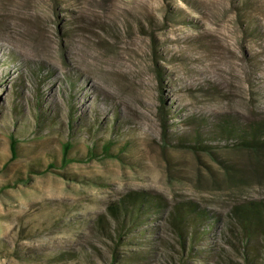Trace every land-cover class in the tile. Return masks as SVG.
Masks as SVG:
<instances>
[{
	"label": "rangeland",
	"instance_id": "obj_1",
	"mask_svg": "<svg viewBox=\"0 0 264 264\" xmlns=\"http://www.w3.org/2000/svg\"><path fill=\"white\" fill-rule=\"evenodd\" d=\"M161 98L170 132L223 112L264 119V0H0V186L16 182L0 193V264H176L166 210L117 249L147 248L143 260L113 261L94 231L107 203L132 189L195 201L218 218L195 246L212 256L187 264L241 262L223 225L233 204L264 199V169L229 186L214 156L248 167L245 151L163 144ZM11 132L19 142L8 162ZM109 139L116 155L99 154ZM68 140L77 161L61 167ZM49 161L53 170L20 181ZM251 248L259 258L262 243Z\"/></svg>",
	"mask_w": 264,
	"mask_h": 264
},
{
	"label": "trees",
	"instance_id": "obj_2",
	"mask_svg": "<svg viewBox=\"0 0 264 264\" xmlns=\"http://www.w3.org/2000/svg\"><path fill=\"white\" fill-rule=\"evenodd\" d=\"M158 79L161 83V72L157 70ZM161 107L159 112V122L162 127L163 144H172L174 147L188 148L192 152L204 151L207 154L215 155L213 148L224 147L233 150H241L247 153L250 166L243 167L235 162H227L224 158L215 159L221 164L223 171L224 184L229 186L244 185L258 174L259 169H264V119L256 117L251 121L243 123L237 117L230 113L216 114L213 121L209 123L207 117L193 119L187 117L186 124L192 130H184L182 134L168 131L170 127L169 107L161 98ZM41 113L37 121H41ZM71 128L73 119L71 117ZM10 159L12 161L17 156L18 139L14 133L9 134ZM70 140L61 144L60 166L64 167L67 163L77 161L69 156L71 149ZM114 144L112 139L100 145L99 154L105 156H114L111 146ZM96 152L90 149L88 160L96 158ZM86 159V160H87ZM3 165L6 167L7 163ZM55 163L49 161L42 170H34L30 166L27 172L26 181L34 173H44L53 170ZM31 172V173H30ZM16 182H6L0 186V193L8 187L15 185ZM167 212L165 220L171 234L175 238L174 246H177L178 253L176 264H187L188 257L200 256L208 261L211 257V249L196 248L199 240L208 235L218 223V218H213L209 210L202 207L195 201L179 200L172 205L168 203L161 194L146 190L132 189L123 193L120 197L110 200L106 205L104 213H99L94 221V231L102 240L111 244V253L113 261L116 259L129 262L146 259L148 256L147 248L127 249L123 256L118 254L120 246H127L134 243V239L146 231L132 232L135 228L146 223L152 215H157L162 211ZM224 233L228 242L233 244L238 250L241 262L234 264H264V199H249L233 204L230 208V221L223 225ZM261 242L263 250L261 256H257L252 250V241ZM140 241V240H138ZM236 244V245H235ZM172 245V247H174ZM205 249V250H204ZM205 255V256H204ZM219 256L220 253H218ZM68 256V257H66ZM60 258L71 259L72 255L61 254ZM172 258V256H171ZM228 258V257H227ZM119 262V261H118Z\"/></svg>",
	"mask_w": 264,
	"mask_h": 264
}]
</instances>
